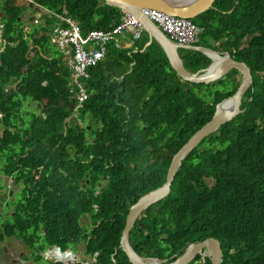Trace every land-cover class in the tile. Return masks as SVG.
Returning a JSON list of instances; mask_svg holds the SVG:
<instances>
[{
  "label": "trees",
  "instance_id": "trees-1",
  "mask_svg": "<svg viewBox=\"0 0 264 264\" xmlns=\"http://www.w3.org/2000/svg\"><path fill=\"white\" fill-rule=\"evenodd\" d=\"M38 1L53 10L64 6L69 15L87 29H111L123 17L119 9L100 5L101 0ZM213 6V9L192 20L202 29L200 43L197 45L217 40L237 61L248 64L253 83L242 100L241 110L245 112L222 126L218 139L211 136L186 158L174 179L169 197L157 204L160 209L164 207L163 210L153 212L154 206L147 210L153 225L157 226L161 220L162 226L161 231L156 228L150 232L151 237L146 239L147 243L153 244L147 248L157 249L156 253L147 250L144 255L160 254L161 258H172L175 254L180 256L189 243L213 237L221 244V264H264V185L255 183L257 180L264 181V0H215ZM27 51L28 47L23 43L11 54L9 47L8 51L1 54L0 98L7 109L15 113L25 100H37L48 114L53 128L61 135L63 120L69 114L60 105L66 94L67 76L60 65L61 58L56 54L55 57L50 48L46 55L35 50L31 58L26 56ZM156 54L161 55L159 62L164 65L165 70L170 71L168 74L151 70L150 67L155 65L156 60L150 58ZM196 55L198 54L195 53ZM188 62L189 65H185L187 70L195 73L206 68L210 61L202 55L190 57ZM32 63L41 71L31 72L28 76L23 72L22 65ZM132 63L134 64L131 66ZM130 66L131 71L122 82L128 84L127 87L132 90L133 100L139 102L150 89H153V94L144 108L138 102L131 107V112L136 115L131 125H144V131L138 132L136 128L129 130L133 139L138 138L133 141L132 152L128 157L121 158L120 154H115L103 160L106 164L113 163L109 170L102 164L99 166V163L82 165L89 173L93 187L97 174L103 175L105 170L108 173L107 188L96 199L93 194L91 196L90 204L98 203V212L94 213L89 204L87 208L80 210L72 203H64L53 192H43L44 197L40 196L42 192L36 196L35 192H40L36 187H41L48 173L47 170H37L40 163L33 164L32 169L27 170L28 173L24 172L18 178L39 177V180L34 179L31 182L33 191L29 193L36 198L37 205L42 203L41 214H44L47 228L53 227L54 233L56 227L65 229L62 240L52 237L45 246L61 243L63 249H66L83 240L86 242L87 253L95 256L94 264H131L120 248V236L125 223V215L121 213H127L128 207L139 197L164 184L173 155L211 120L215 104L233 95L239 85L238 80L228 77L217 84L227 85L232 81L231 86L222 92L210 93L209 86L184 82L171 70L165 54L156 43L150 46L146 54L137 52L128 55L126 51L111 49L103 64L89 70V82L95 90V97L92 96L85 106L86 110L96 108L95 111L104 124L111 125L125 117L123 108L108 100L107 96L111 98L114 94L106 92V80L125 74ZM236 75L237 72L233 76ZM13 78L21 79L18 91L10 88L5 92L4 87L11 84ZM44 78L48 82L46 87L42 84ZM194 89L197 93H203L196 95ZM204 91L208 92L205 94ZM208 94L213 96L212 105L203 101ZM119 97L121 98L120 94ZM118 125L113 130L114 135L119 133L121 126L125 127L128 123L120 121ZM81 131L80 126L70 127L65 139L74 143L77 139L80 144L79 154L88 160L95 156L97 148L89 142H83L85 136ZM19 143H24L20 133L17 139V144ZM74 143H68V146L73 147ZM139 146L142 147L133 153ZM71 150L72 148H64L63 156L58 161V182L54 190L56 193L61 192L63 197L68 192L62 185V171L69 174V183L71 178L81 179L85 174L82 172L71 176ZM119 160L121 161L118 164ZM28 183L30 180L25 181V184ZM24 191L26 193L28 190ZM72 196L73 193L71 198ZM118 201L128 206L122 209L121 206H115L114 203ZM164 210L172 212L163 213ZM83 212L90 213L95 219H101L100 227L93 233H96L95 238L85 234L79 224L78 220ZM161 233L168 238L160 240L158 236ZM14 234L30 244L32 249L40 241L43 244H39V248L44 249L45 238L49 236L47 231L46 236L41 239L31 236L26 228H18ZM162 243L167 246H161ZM135 250L138 252L137 248ZM112 255H115L114 262ZM61 256L58 255L59 258ZM59 264L76 263L64 261ZM193 264H211V261L198 257Z\"/></svg>",
  "mask_w": 264,
  "mask_h": 264
},
{
  "label": "clouds",
  "instance_id": "clouds-1",
  "mask_svg": "<svg viewBox=\"0 0 264 264\" xmlns=\"http://www.w3.org/2000/svg\"><path fill=\"white\" fill-rule=\"evenodd\" d=\"M102 4H103V0L100 1V5ZM43 10L47 11L48 14L47 16H44L42 18ZM143 10L144 9H142V14L144 15ZM120 11L122 12V15H123L122 20L118 25L114 26L113 28L111 29L89 28L87 29L84 26H82L75 18L71 17L67 9L64 6L55 8L53 10L47 6L42 5L38 0H0V56L1 54L5 53V51H8V47H9V51L11 54V52L15 51L16 48L21 46L23 43H25L26 46L28 47V51L26 52V56H28V58H31L33 56V54L36 52L35 50H38L41 54L46 55L48 52L47 51L48 48H50L51 53L53 54L52 46H54L55 50H58L60 53L58 55L62 61L60 65L64 68V71L67 73L66 86H65L66 94H65V97L61 100L60 105L62 108H65L67 111H69L68 116L65 117L63 120L61 135H59L56 132V130L53 128L51 123L49 122V116L43 110L42 104L39 103L37 100H34L32 98H30V100L28 101L25 100L23 105L19 109V111L15 113V112L9 111L7 109V106L2 102L0 98V232H1L0 234V259H1L0 264H50L49 261L45 260V256L43 255L47 250H50V252L57 255V257L58 255H62L63 259L60 258L62 259L61 262L66 261V262H75L76 264H85L86 263L85 259L94 260L92 264L96 262L95 256L89 255L88 253H85L84 255H78V253H76V255H74V253L72 252L71 246H68L66 249H63L61 243H55L52 246H48V247L45 246V244H47L51 240L52 237L60 238V240H62L61 236L63 235L65 229L56 227V230L54 233L53 227L47 228L44 222V218H45L44 214H41L42 203L39 202V205H37L36 198L30 195L29 191H33L30 184L31 182L34 181V179L39 180V177L36 176L34 177V179L28 178V177H25L22 179H18V178L22 177L24 175V172L28 173L27 170L32 169L31 166L33 164L40 163V165L36 167L37 170L38 171L47 170L48 173L45 177L46 180L42 181L41 187L39 186L36 187L40 189V192H35L36 196L42 192L40 196L44 197L43 192H46V191L53 192L54 195L56 194L57 197L62 198L64 203H68V204L72 203L74 207H77L80 210H82L83 207L87 208V205L89 204V206L93 208L94 213L98 212L99 204L94 203L91 205L90 204L91 196L93 194V196L96 199L98 196L102 194V190H105L107 188V185L103 186L99 190V193L95 194V191L97 190V182L100 181V177L102 176V174L100 173L96 175L97 181L95 182L94 187H93L89 179L90 178L89 173L84 168H82V165H88L90 162H93L95 164L99 163V166H101L102 164L105 167L106 166L109 167L110 165L112 166L113 163H109V164H106L107 162L104 163L103 160L105 161L106 158L108 157L110 158L111 156L115 154H120L121 158H127L128 154L132 152L133 141L138 138L136 137L135 139H133L134 137L129 134V130L132 128H136L138 132L144 131V125L143 126H140L139 124L136 126L131 125V123L134 121L133 117L136 116L134 113L131 112V107H134L136 105V102L138 101L133 100L132 90H130L127 87L128 84H126L125 82H122L124 80L125 75L130 73L131 66L134 63L130 64L131 65L130 69L127 70L125 74L121 76H114L106 80L108 81L107 82L108 87L106 89V92L110 94H114L113 96H111V98H109V96L106 95L108 100L111 103L121 106L123 108L125 117L123 116L115 123L109 125V124H104L100 120L98 112L95 111L96 108H94L93 110L85 109L86 104L91 100L92 96L95 97V90L92 87L91 82H89L91 78V75L89 74V70L96 68L97 66H100L101 64H103L106 61L108 53L110 52L111 49H115V50L123 51V52L126 51V53L127 51L132 50L131 49L132 43L123 41V39H126L127 35H129L132 40H136V41L141 40L142 37L144 36L145 29L143 26L142 27L144 31L140 38L135 39L133 35L130 33H126L125 35H117V39L121 43L120 48H117L113 42L109 43L107 45L104 57L101 58L96 63L91 62L90 54L88 51L89 46H88V43L84 40V38H86V36L90 32L95 31V30L112 31L113 29H115L117 26H119L122 23L124 14H130L127 12H123L122 10ZM27 13L35 15V17L32 18V15H29L26 17ZM160 13H164V12H160ZM130 15L133 16L135 19H137L141 23L140 19L137 16L133 14H130ZM169 16H173V15H169ZM173 17H177V16H173ZM178 18H182V17H178ZM40 20H43L45 25L41 26L40 29H37L36 26ZM22 21H24L25 24H22ZM190 21L192 22V20ZM154 24L156 23L154 22ZM192 24L195 26V29H196L195 41L193 43L180 44L177 41L173 40L167 33H165V35L170 40L184 47H191V46L200 47L201 45H197V44H198V37L200 33L202 32V29L196 26L193 22ZM58 30L63 31L64 33L65 32L68 33L66 35L70 36L74 40L72 43H69L68 52L64 50L61 47V44L59 43V39L56 36V31ZM65 42L66 41H62V45ZM208 42L210 45L214 43V41H208ZM204 46H207V45H204ZM207 47H209L210 50L216 53H219L221 58H224V55L228 53L229 55H231L234 61L239 62L236 60L234 55L228 51L217 52L214 49L210 48V46H207ZM79 48H81L82 51H80ZM182 51H185V50H182ZM29 52H32V55H29ZM132 53H136V52H132ZM142 53L146 54V50H144ZM163 53L165 54L164 51ZM197 54H198L196 55L197 57L202 56L199 53ZM54 56L56 57V55ZM165 56L167 58L166 54ZM207 59L210 62L206 68H203V70H207L210 67V65L213 63V61L209 59L208 57ZM82 63L90 64L85 67V73L87 74V76H79L76 71V66ZM1 64H2V59L0 57V65ZM246 65L248 66V64ZM22 66H23L22 68L23 72L27 73L28 76L30 75L31 72L41 71L37 69L35 65H33V63L30 65H22ZM155 67H157L158 69L157 68L155 70L151 69L154 72L164 71L165 74H168L170 72L169 70H165L164 65H158V66L155 65ZM170 68L172 71H174L171 66ZM235 72H237V75L233 76ZM230 73L232 74L231 76L232 78L237 77L235 78V81L238 80L239 81L238 83L241 82L242 76L239 71L232 70ZM176 76L180 78L177 74ZM228 77L230 76H227L226 79ZM225 80H219V81H225ZM20 81H21L20 78L18 79L13 78L11 84L4 87V91L8 92L10 88L14 89L15 91H18V83ZM219 81H216L213 84L205 85V86L213 87L217 85ZM42 84L44 87L47 86L48 82L46 81L45 78ZM197 85H204V84H197ZM201 92L202 91L198 93L200 94ZM119 94L121 95V98L119 97ZM152 94H153V89H150L143 96V98L140 99L138 104L141 105L142 108H144L146 101L150 99ZM206 99L209 102L204 101V103H209L210 105L213 104L212 102L213 96L208 94ZM242 100L240 104V111H241V106H242ZM235 118H233V120ZM120 121H122L123 123H128V125L125 127L121 126L119 133L117 135H114L113 130L114 128L119 126L118 123ZM229 122L230 121H228L227 123ZM225 124L221 125L216 131L206 136L201 141V143L205 141L206 139L210 138L211 136H215L216 139H218V137L222 133L220 132V129ZM78 126L82 128L81 133H83L85 136V139L83 142L84 143L89 142L90 145L96 146L97 148V152L96 154H94L95 156H92L88 160L84 159L79 154L80 144L77 142V139L75 143L73 141L65 139L68 135L69 128L70 127L76 128ZM252 128L253 127H251V129ZM106 129L109 130L107 139L105 141H101L100 143H98L97 142L98 138L104 135ZM86 130H88L89 132L87 133ZM93 132L96 133L95 138H93V134H92ZM19 133L22 135V139L24 140L23 144L21 143L17 144ZM68 143L70 144L74 143L72 145L73 147L68 146L70 145ZM200 144L197 147H199ZM141 147L142 146L136 147L133 153L138 151ZM64 148L66 149L72 148L71 150V176L85 172L84 176L81 179L71 178V183H69L67 180L69 179V174L66 171H62V176H63L62 185H63L64 190L68 192V195L66 197H63L61 192L56 193V191L54 190V186L58 182V176H57L58 161L63 156ZM105 155L107 157H105ZM120 161L121 160L118 161V164L120 163ZM130 165L132 167H135L134 164H130ZM26 180H30V183L25 184ZM85 180H88L89 184L86 185L85 189H81L80 186L81 184L85 183ZM73 182H78V188L76 191H74ZM255 183L264 185L263 180H257ZM24 189H27L28 191L25 193ZM171 191H172V186H171L170 193ZM72 193H73V196H72L73 198H71ZM170 193L168 194L167 197H169ZM146 194L147 193H145L144 195ZM141 197H139L138 200ZM137 201L135 203H137ZM159 202L152 205L151 207L156 206ZM135 203H133L131 206L128 207L127 213L125 212L121 213V215H125L124 227L126 224V216L129 214L131 207ZM114 205L118 207L121 206V209L128 206V204L124 202H120V201L114 203ZM37 210L39 211L37 212ZM147 210L143 212L142 214H140L135 221L137 222L141 220L144 217L143 216L144 214L147 215V218H148ZM39 214H41V216H39ZM83 218H87L86 223L84 222L86 219H83ZM152 218H155V216H153ZM78 221L81 227L84 229L85 234H89L90 237L92 238L96 237L95 235L96 233L95 234L93 233L96 228L100 227L101 219H95L91 216L90 213L83 212V214L80 215V218ZM150 221H153V220H150ZM136 222L132 229H134V227L136 226ZM85 224L86 226H84ZM8 228H10L9 234H8ZM18 228H26L28 230V234L31 233L32 230H36L37 236L40 239L46 236L45 231H47L49 236H46L45 238L46 242L43 245L44 249L39 248V244H43V241H40V243H38L36 247L32 249V246L26 245L21 240V238L14 237L13 233ZM131 231H130V235H131ZM122 232H121V236H122ZM139 232H143V230ZM162 236H166V235H164V233H161L158 236L159 239L162 241L168 238L166 236L165 239H162ZM90 237L88 238L90 239ZM210 239H216V238L209 237L200 242L189 243L187 245V248L184 250V252L188 249L190 245L200 244ZM13 240H17L21 242L24 246V251H21L19 255H15L9 250V247ZM129 240H130V236H129ZM81 242H83V240H81L80 243ZM84 243L86 244V242ZM130 244L135 250L136 247L134 246L133 242H131V240H130ZM161 246L165 247L167 246V244L162 243ZM75 249L77 252V248ZM156 250L157 249H148V251H151V252L153 251L154 253H156ZM33 252H34V256H33ZM66 253L69 254V256H66ZM137 253L143 258L153 259V261L149 262V264H156L154 260H161V261L166 260L167 261L165 263L161 262L159 264H172L181 256V255L177 256V254H175L172 258H161L160 254L159 255L154 254L152 256H145L144 254L141 255L139 252ZM22 255H26L28 258V261L23 262L21 260ZM38 256H40V258H37ZM198 257L203 258V259L208 258V256H206L205 253L203 252L202 255L196 256V258L190 264L195 263ZM114 258H115V255H112L113 262L115 261ZM221 263H222V260H221Z\"/></svg>",
  "mask_w": 264,
  "mask_h": 264
},
{
  "label": "water",
  "instance_id": "water-1",
  "mask_svg": "<svg viewBox=\"0 0 264 264\" xmlns=\"http://www.w3.org/2000/svg\"><path fill=\"white\" fill-rule=\"evenodd\" d=\"M214 2L215 0H103L104 5L133 14L140 19L145 32L149 36L150 44L155 42L162 48L167 55L170 66L184 82L193 85H210L216 81L225 80L227 76L231 77L232 74L230 72L232 70L239 71L242 76L241 82L234 94L223 98L220 103L215 104V113L211 120L202 126L172 157L164 184L142 196L131 207L129 214L126 216V224L120 238V248L126 254L131 264H149V262L153 261V259L141 257L130 244V231L136 222L135 220L152 205L168 196L174 178L179 172L183 161L186 160L206 136L216 131L221 125L232 121L238 114L245 112L244 110L240 111L241 100L253 82L251 69L246 63L234 61L228 53L224 55V58H221L219 53L210 50L204 45L200 47H184L179 45L166 37L163 30L147 16L143 15L142 9L155 10L193 20L205 11L213 9ZM181 49L207 56L213 63L207 70L201 69L195 73H191L185 66L189 65V57L186 55L182 56L180 53ZM138 231H142L141 226L138 227ZM203 252L208 256L211 264H221L222 249L220 242L216 239L190 245L172 264H190L196 256L202 255ZM43 255L45 256V260L49 261L50 264H57L63 259L58 258L50 250H47ZM66 256H69V254L66 253ZM21 260L26 262L28 258L26 255H22ZM154 261L156 264L167 262L166 260Z\"/></svg>",
  "mask_w": 264,
  "mask_h": 264
},
{
  "label": "built area",
  "instance_id": "built-area-1",
  "mask_svg": "<svg viewBox=\"0 0 264 264\" xmlns=\"http://www.w3.org/2000/svg\"><path fill=\"white\" fill-rule=\"evenodd\" d=\"M143 13L178 43L190 44L195 41L196 29L190 20L169 16L149 9H144ZM143 31L144 29L137 19L130 14H124L122 23L112 31L95 30L90 32L84 40L89 46L88 51L91 62L96 63L104 57L109 43L113 42L117 48H120L121 43L118 41L117 35L130 33L136 39L142 36ZM66 34L68 33L59 30L56 31V36L59 39L61 47L68 52L69 43H72L74 40ZM62 41L66 42L62 45ZM79 50L82 51L81 48ZM88 65L90 64L82 63L76 66V71L79 76H87L85 67Z\"/></svg>",
  "mask_w": 264,
  "mask_h": 264
},
{
  "label": "flooded vegetation",
  "instance_id": "flooded-vegetation-1",
  "mask_svg": "<svg viewBox=\"0 0 264 264\" xmlns=\"http://www.w3.org/2000/svg\"><path fill=\"white\" fill-rule=\"evenodd\" d=\"M210 48L214 49L217 52H225L226 51L225 47L222 46V43H219L217 40H214V43L212 44V46H210ZM182 50H180V53L182 56L186 55L189 58L195 56V52H193V51H189L186 49H185V51H182ZM105 169L109 170V167L106 166ZM106 170L104 171V174L100 177V181L97 182V190L95 191V194L99 193V190L103 186L107 185V183H108V180L106 179L108 176V173L106 172ZM88 184H89V181L85 180V183L81 184L80 188L85 189L86 185H88ZM73 185H74V191H76L78 188V182H73ZM159 209H160V206L156 205L155 210H159ZM162 212L168 213V212H172V210H164ZM143 216L144 217L141 220L136 222V226L134 227V229H132L131 235H130L131 242H133L134 246L137 248L138 252L141 255L144 254V251L148 250V248H147L148 246L153 245L152 243L146 242V239H149L151 237V234L149 233V231L153 232L156 228L161 229V226H162L161 220L158 221L157 226H154L153 222L147 218V215L144 214ZM144 221H145V223H144ZM140 226L142 227V230L145 233L138 231V227H140Z\"/></svg>",
  "mask_w": 264,
  "mask_h": 264
},
{
  "label": "rangeland",
  "instance_id": "rangeland-1",
  "mask_svg": "<svg viewBox=\"0 0 264 264\" xmlns=\"http://www.w3.org/2000/svg\"><path fill=\"white\" fill-rule=\"evenodd\" d=\"M47 14H48L47 11L43 10L42 18H43L44 16H47ZM29 15H32V18L35 17V15H33V14H29V13H27L26 17L29 16ZM22 24H25L24 21H22ZM43 25H45V24H44V21H43V20H40L39 23L37 24L36 28H37V29H40L41 26H43ZM144 36H145V35H144ZM123 41L131 42V43H132L131 49H133V47H135V46H139V47L141 48V46H142V42H143V40H137V41H136V40H132L131 37H130L129 35H127L126 39H123ZM198 43H200V42H199V37H198ZM205 45H207V46H212V45H210L209 43H206ZM51 46H52V44H51ZM52 49H53V54H54V55H55V54H56V55H59V54H60L58 50H55L54 46H52ZM29 55H32V52H29ZM144 57H145V56H144ZM235 78H237V77H235ZM235 78H233V80H235ZM232 84H233L232 81L228 82L227 85H219V84H217V85H215V86L209 88L208 91L210 90V93H211V92H215V91L222 92L225 88H228V87L231 86ZM208 91H204L205 94H206ZM194 93H195L196 95H198V93L196 92L195 89H194ZM201 93H203V91H202ZM203 101H205V102H209L207 99H204ZM24 116H25V115H24ZM25 117H26V116H25ZM86 132L88 133L89 131L86 130ZM92 134H93V138H95V137H96V133L93 132ZM108 134H109V130L106 129L104 135H103L102 137L98 138L97 142L100 143L101 141H105V140L107 139V137H108ZM163 154H164V152H163ZM162 209H163V207H162L160 210H162ZM152 210H153V212L155 211V206L153 207ZM83 219H86V220L84 221V222L86 223V222H87V218H83ZM84 226H86V224H85ZM165 238H166V236H162V239H165ZM80 241H81V240H80ZM80 241L76 244V246H74V245L71 246V249H72V252L74 253V255H76V253H78V255H84L85 253H87V251H86V249H85V243H84L85 241H83V242H81V243H80ZM77 245H78V247H77ZM75 248H77V252H76V249H75ZM9 250H10L12 253H14L15 255H19V253H20L21 251H24V246H23V244H22L21 242H19V241H17V240H13V241L11 242V245H10V247H9ZM0 260H1V259H0ZM85 262H86L85 264H92V263L94 262V260L85 259Z\"/></svg>",
  "mask_w": 264,
  "mask_h": 264
},
{
  "label": "crops",
  "instance_id": "crops-1",
  "mask_svg": "<svg viewBox=\"0 0 264 264\" xmlns=\"http://www.w3.org/2000/svg\"><path fill=\"white\" fill-rule=\"evenodd\" d=\"M144 35L145 36H143L142 37V39L141 40H143V42H142V46H141V48L139 47V46H135V47H133V49L132 50H129V51H127V54L129 55L130 53H132V52H140V53H142L144 50H146V52L149 50V48H150V46L153 44V43H155V42H152L151 44H150V39H149V36H148V34L145 32L144 33ZM157 44V43H156ZM148 45V46H147ZM156 53V52H155ZM162 59V57H161V55H158V54H156V55H154V56H152L151 58H150V60H156V63H155V65H163L161 62H159V60H161ZM155 65H151V69L152 70H155L156 69V67H155Z\"/></svg>",
  "mask_w": 264,
  "mask_h": 264
},
{
  "label": "bare ground",
  "instance_id": "bare-ground-1",
  "mask_svg": "<svg viewBox=\"0 0 264 264\" xmlns=\"http://www.w3.org/2000/svg\"><path fill=\"white\" fill-rule=\"evenodd\" d=\"M148 228V227H147ZM146 230V229H145ZM29 235H31V236H37V232H36V230H32V232L31 233H29ZM13 236L14 237H17V235H15L14 233H13ZM21 240L26 244V245H28V246H31L30 244H27L22 238H21ZM60 258H63V256H61Z\"/></svg>",
  "mask_w": 264,
  "mask_h": 264
}]
</instances>
